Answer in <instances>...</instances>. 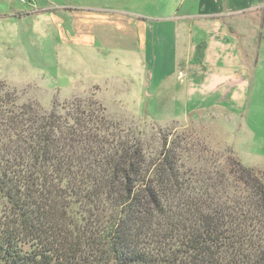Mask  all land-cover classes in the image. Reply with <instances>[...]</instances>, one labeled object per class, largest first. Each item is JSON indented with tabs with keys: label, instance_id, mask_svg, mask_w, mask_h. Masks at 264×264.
<instances>
[{
	"label": "trees",
	"instance_id": "trees-1",
	"mask_svg": "<svg viewBox=\"0 0 264 264\" xmlns=\"http://www.w3.org/2000/svg\"><path fill=\"white\" fill-rule=\"evenodd\" d=\"M170 134L150 151L97 100L44 110L1 83L0 264H264L263 178L229 150L188 172Z\"/></svg>",
	"mask_w": 264,
	"mask_h": 264
},
{
	"label": "rangeland",
	"instance_id": "rangeland-1",
	"mask_svg": "<svg viewBox=\"0 0 264 264\" xmlns=\"http://www.w3.org/2000/svg\"><path fill=\"white\" fill-rule=\"evenodd\" d=\"M63 2L66 0H0V84L18 103L49 110L74 97L91 98L125 130L144 132L150 151L156 147L154 137L159 132L171 133L170 137L186 135L197 151L187 161L188 172L223 165L229 150L264 180V42H257L254 71L250 70L253 58L245 59L250 80L246 98L235 100L238 90L234 87L205 91V106L179 114L180 102L169 103L175 75L159 86L150 83L155 69L144 59L143 68L135 58L117 55L93 61L77 56L74 13H58L52 7ZM45 7H52L51 11ZM24 12L35 14L18 17L17 13ZM176 77L182 81L185 73L180 70ZM159 94L165 100L160 106ZM1 204L0 199V208Z\"/></svg>",
	"mask_w": 264,
	"mask_h": 264
},
{
	"label": "crops",
	"instance_id": "crops-1",
	"mask_svg": "<svg viewBox=\"0 0 264 264\" xmlns=\"http://www.w3.org/2000/svg\"><path fill=\"white\" fill-rule=\"evenodd\" d=\"M52 7L75 14L77 56L135 58L138 67L144 59L155 69L150 83L159 86L175 75L169 103L180 102L179 114L205 106L213 90L234 87L235 100L246 98L245 59L253 58L254 71L257 42H264V0H66ZM180 70L182 81L176 77ZM164 101L157 97V105Z\"/></svg>",
	"mask_w": 264,
	"mask_h": 264
},
{
	"label": "built area",
	"instance_id": "built-area-1",
	"mask_svg": "<svg viewBox=\"0 0 264 264\" xmlns=\"http://www.w3.org/2000/svg\"><path fill=\"white\" fill-rule=\"evenodd\" d=\"M21 2H26V1H28V0H20Z\"/></svg>",
	"mask_w": 264,
	"mask_h": 264
}]
</instances>
